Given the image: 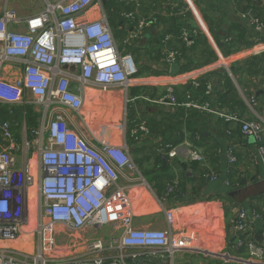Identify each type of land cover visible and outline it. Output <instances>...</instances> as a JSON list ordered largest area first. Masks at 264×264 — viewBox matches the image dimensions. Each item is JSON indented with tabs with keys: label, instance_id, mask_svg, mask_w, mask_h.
<instances>
[{
	"label": "built area",
	"instance_id": "obj_1",
	"mask_svg": "<svg viewBox=\"0 0 264 264\" xmlns=\"http://www.w3.org/2000/svg\"><path fill=\"white\" fill-rule=\"evenodd\" d=\"M124 1L137 5L136 0ZM42 2V10L27 17H19L6 7L0 11V107L9 110L11 116L8 121L0 117V241L17 240L31 221L36 235L33 256L0 248V264H77L66 262L69 260L65 257L52 256L58 250V228L75 233L112 223L118 224L120 236L109 243L97 240L88 245L89 249L97 253L119 250L121 262H125L122 249H141L149 251V255L165 257L164 264H174L173 255L177 251L192 250L194 239L174 231V211L170 208L163 210L165 229L134 226L130 192L149 185L125 142L113 144L93 134L82 106L89 91L121 90L126 95V105L144 101L207 112L208 105L200 100L187 97L186 102H178L174 85L190 83L198 90L196 75L215 67L221 69L225 62L174 77L140 75L130 54L119 51L102 0ZM134 11L121 14L128 25H119L117 30L131 26L125 43L157 26L154 17L137 18ZM94 12L96 18L92 16ZM179 38L187 45L192 44V36L186 31ZM179 57L167 51L163 61L173 65ZM7 67L19 68L20 74L6 79ZM154 86L165 89L159 99H152L146 93ZM131 89L137 91L129 95ZM15 108L22 109L21 124L15 122ZM27 108L37 114V123L18 146L12 129L20 128L23 135ZM225 118L239 121L233 115ZM144 129L139 125L131 132ZM240 132L258 143V153L264 163V123L240 122ZM14 151L21 158L14 156ZM226 154L230 166L236 163L230 148ZM189 155L193 161L203 160L196 153ZM204 174L209 181L218 178L214 173ZM121 180L125 181L122 186ZM177 187L176 182L168 185L163 200L173 195ZM234 228L239 233L246 230L243 211L237 214ZM246 246L251 254L250 262L264 264V233L259 245L250 242ZM137 258L139 255L135 254L129 257ZM102 261L105 260L97 258L91 264Z\"/></svg>",
	"mask_w": 264,
	"mask_h": 264
},
{
	"label": "crops",
	"instance_id": "obj_2",
	"mask_svg": "<svg viewBox=\"0 0 264 264\" xmlns=\"http://www.w3.org/2000/svg\"><path fill=\"white\" fill-rule=\"evenodd\" d=\"M117 2L125 1L102 0V7ZM136 2L137 5L132 3L130 6L136 17H154L156 29H147L141 37L130 42L134 44L132 46L123 45L119 40L118 43L122 44V51L131 47L151 55L146 62H136L140 74L174 77L215 63L225 62V66L196 75L200 85L198 90L190 83L174 85L178 102H186L187 97L200 100L208 105L207 112L194 108H168L144 101L129 106V119L137 117L139 125L145 128L134 134L128 133L129 139L140 137L134 142L136 148L156 153L155 161H150L151 168L143 162L136 163L138 169H144L141 175L149 187L130 192L134 226L165 229L163 210L170 208L174 211V231L194 239L192 250L177 251L173 255L174 264H252L246 243L259 245L264 233V163L258 153V143L241 134L240 122L264 123V0ZM95 14H92L93 18L97 17ZM117 23L128 25L126 21ZM183 31L192 36V44L187 45L179 38ZM114 37L115 41L118 37L123 38L115 33ZM167 51L180 55L173 64L179 67L176 74H171L172 65L163 61ZM19 74L17 67H7L4 71L8 80ZM146 93L152 99H159L165 89L154 86ZM231 115L239 121L231 122L225 118ZM262 145L264 147V133ZM127 148L129 150V146ZM228 148L236 157L232 166L227 160ZM172 152L176 154L171 156ZM190 153L200 155L203 160H191ZM204 173H214L218 178L209 181ZM173 182L178 184L175 193L163 200L167 186ZM240 211L245 213L247 221L243 233L234 228ZM115 229L98 233L100 240L109 243L116 239L120 231ZM105 233L109 235L105 236ZM118 251H104L102 258L119 260ZM133 251H138L135 255L139 258H145L134 264H164L166 261L161 255L152 256L141 249L127 250L126 254L122 251L124 259H129L132 255L129 253Z\"/></svg>",
	"mask_w": 264,
	"mask_h": 264
},
{
	"label": "rangeland",
	"instance_id": "obj_3",
	"mask_svg": "<svg viewBox=\"0 0 264 264\" xmlns=\"http://www.w3.org/2000/svg\"><path fill=\"white\" fill-rule=\"evenodd\" d=\"M44 3L42 0H0V11L3 8H8L14 12L19 17H27L30 15H34L39 13L42 10ZM105 13L110 22L112 31L115 33L116 27L112 20L113 14L112 10L106 6L104 8ZM97 13L95 14V16ZM125 43V42H124ZM144 43V44H143ZM117 46L119 45V51L121 53H126L123 50V46L121 43H118V39H116ZM129 45H134L133 43H128ZM141 48L144 47L145 41L141 43ZM137 48V47H135ZM130 56L134 59L135 62L139 63L140 61H145V59L150 58V54H143L142 51L139 53L128 52ZM130 95V91H128ZM87 99L84 101L82 106V113L86 119L88 128L93 131L95 136L103 141H107L113 144H122L125 142L127 146H129V151L133 162L139 163L143 162L147 168H151L150 161H155V154L153 151L148 149H143L141 152L137 150H131L130 146H134V142L140 140V137L137 140L132 142L128 137V132L130 126L137 120V117L129 119L128 114L130 110V105L125 104L126 95L121 90H96L89 91ZM15 122L23 123V115L20 109L16 108L14 110ZM32 113L27 109L26 111V122L25 129L22 135V130L19 128L12 129V133L17 141V145L21 146L23 142V138L29 134L31 126L29 124V120L32 119ZM14 124H12L13 128ZM137 126V125H136ZM133 126L132 131H134L137 127ZM154 127V125H152ZM132 133V132H131ZM150 144V142H147ZM1 145V141H0ZM150 151V152H149ZM13 155L17 158H21V154L18 151H14ZM30 164L33 166L34 162L30 159ZM140 173L144 172V169H139ZM33 175L35 176V172L33 171ZM120 185H124L123 181H120ZM115 225V227H111ZM115 223L111 225H107L104 227H100L98 229L88 228L81 232H68L65 231L62 227L58 228L59 236L57 237V247L58 250L52 255L54 257H65L69 261L66 262H77L83 263L88 262L92 263L96 258H102L101 253H97L91 249H89L88 245L91 241L95 239H101V236L98 233L107 232L109 229L116 231ZM35 224L33 221L30 222L29 226L25 228V232L19 236V238L15 241L11 242H2L0 241V248L12 249L21 253H25L26 255L34 254L35 244H36V235L34 234ZM109 232V231H108ZM108 233H105V236H108ZM120 236V235H119ZM117 236L116 238H118ZM72 240L75 241L72 243ZM71 241V242H70ZM106 242V241H104ZM127 250L134 249H122L123 254H126ZM118 251V250H116ZM119 252V251H118ZM138 252V251H137ZM136 251L130 252L129 254H137ZM105 255V254H103ZM175 256V255H174ZM103 262V261H102ZM175 262V261H174Z\"/></svg>",
	"mask_w": 264,
	"mask_h": 264
},
{
	"label": "trees",
	"instance_id": "obj_4",
	"mask_svg": "<svg viewBox=\"0 0 264 264\" xmlns=\"http://www.w3.org/2000/svg\"><path fill=\"white\" fill-rule=\"evenodd\" d=\"M111 4V5H110ZM126 5V6H125ZM106 6H108L111 10H112V14H113V16L114 17H112V20H113V22H114V25H115V27H116V31H115V35H119V34H121L122 36H123V38L122 37H118V40L119 41H122V43H123V45H124V42L123 41H125L124 39H126V37H125V34H127L128 33V31L131 29V26H129V28L128 29H125V30H123V31H119V30H117L118 29V27H119V24L117 23L118 21H123V18H122V16H121V14L122 13H129V12H132V8L130 7L131 6V3H128V4H126V1L125 2H120V3H116V4H114V3H109V4H107ZM132 7H133V5H132ZM134 11V10H133ZM125 37V38H124ZM129 51H131L132 53H139V50L138 49H132L131 47H128V51H126V52H129ZM140 73H142V72H140ZM139 73V74H140ZM140 75H142V74H140ZM137 90L136 89H131L130 90V95L131 94H133V93H135ZM152 96V95H151ZM16 109V108H15ZM14 109V110H15ZM18 109H20L21 110V112H22V109L21 108H18ZM31 113H32V116H33V118L32 119H30L29 120V124H30V126H31V128H34L35 126H36V123H37V114H35L32 110H31V108H27ZM27 109H26V111H27ZM8 112H9V110H7L5 107H0V117H1V119L2 120H10L11 119V116L10 115H8ZM137 125V126H136ZM133 126H136V127H138L139 126V121L138 120H135V122L132 124V126H130V129H129V132L128 133H131V131H132V127ZM132 138V137H131ZM132 142H134V140L132 139ZM134 147V149L135 150H137L138 152H141L142 150L141 149H138V148H136V146L134 145L133 146ZM171 147L173 148V146L171 145ZM167 150H169V149H167ZM135 164H136V162H135ZM137 166V165H136ZM183 166V165H182ZM184 167V166H183Z\"/></svg>",
	"mask_w": 264,
	"mask_h": 264
},
{
	"label": "water",
	"instance_id": "obj_5",
	"mask_svg": "<svg viewBox=\"0 0 264 264\" xmlns=\"http://www.w3.org/2000/svg\"><path fill=\"white\" fill-rule=\"evenodd\" d=\"M264 33V31H262V34ZM146 38V36H145ZM179 71V67L177 65H172L170 67V73L171 74H176ZM145 260V258H137V259H126L125 262H121L118 259H114V260H106L104 262H102L101 264H134L136 262ZM77 264H91V263H77Z\"/></svg>",
	"mask_w": 264,
	"mask_h": 264
}]
</instances>
